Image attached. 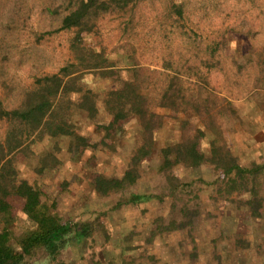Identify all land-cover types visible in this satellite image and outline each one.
Returning a JSON list of instances; mask_svg holds the SVG:
<instances>
[{"label":"rangeland","instance_id":"374dc122","mask_svg":"<svg viewBox=\"0 0 264 264\" xmlns=\"http://www.w3.org/2000/svg\"><path fill=\"white\" fill-rule=\"evenodd\" d=\"M79 1L0 0L3 107L22 108L41 92L39 80L71 74L91 90L97 110L88 119L63 105L75 114L77 135L99 138L94 122L140 94L163 117L155 149L197 139L205 161L170 169L160 156L139 163L136 118L113 132L108 148L74 157L71 138L31 144L23 127L22 152L10 155L18 176L42 181L44 204L62 219L92 227L83 242L54 257L40 250L27 263L264 264V0H99L109 9L91 12L80 33L62 28ZM7 127L0 121V143ZM212 144L222 149L216 162ZM233 164L256 173L220 178ZM127 171L136 182L107 196L89 184L91 173ZM131 195L151 199L134 205ZM9 229L16 247L32 225L17 218Z\"/></svg>","mask_w":264,"mask_h":264},{"label":"trees","instance_id":"16d2710c","mask_svg":"<svg viewBox=\"0 0 264 264\" xmlns=\"http://www.w3.org/2000/svg\"><path fill=\"white\" fill-rule=\"evenodd\" d=\"M111 2H116V0H111ZM128 2L129 0H126L125 4ZM108 9L109 4L106 2L80 0L77 7L63 19L62 28L77 29L79 33L84 32L92 13ZM64 72H66V68L61 69V73ZM69 76L71 74H63V76L58 74L39 80L38 84L42 86L45 83L46 86H42L41 92L34 94V100L22 108L9 111L0 102V121L8 122L5 140L0 143V218L3 225L0 229V264H28L27 260L33 258L40 250L45 251L50 257H54L68 246L83 242L92 233L90 223H77L72 219H62L44 204L42 181H38L40 184L32 185L26 179L18 176L16 165L10 155L14 152H22L23 143L17 139V134L22 133L23 127L29 128L28 135L32 133L28 136V139L33 137L30 141L31 144L41 141L45 137L71 138L69 152L74 157L89 148H94L93 150L98 146L108 148L113 132L123 129L136 118L144 140L136 150L134 157L139 159V163L150 162L156 156H160L162 168L170 169L173 164L185 163L191 167H197L205 161V156L200 150V141L198 142L197 139L191 140L185 145L175 143L159 151L155 149L154 134L163 126V117L152 113L147 100L140 94L135 95L136 104L133 101L129 107L113 108L108 113L107 121L94 122L95 130L101 134L99 138L91 139L77 135L73 119L75 114L69 107L64 110L63 105L67 104L77 108L85 113L88 119H94L97 110L95 101L90 96L91 90L87 89L83 92L81 81L78 82L79 86L77 87V78ZM64 78H67V81ZM119 93L120 91L117 92V94ZM70 95L78 96V100L71 101ZM113 95L116 94L113 92ZM202 136L200 134L198 138ZM212 148L213 162H216L214 158L222 149L215 147L214 144H212ZM181 156H185L186 159L179 161ZM229 167L226 172H222L223 175L220 178L234 172L237 175L256 173L255 170L243 169L236 164ZM88 180L98 195L107 196L111 192L121 191L126 185H133L137 177L134 171H127L119 178H108L99 172H94L89 175ZM150 199L151 197L146 195H131L127 202L135 205ZM17 218L27 219L32 225V229L23 233L15 247L11 243L12 236L9 227Z\"/></svg>","mask_w":264,"mask_h":264}]
</instances>
